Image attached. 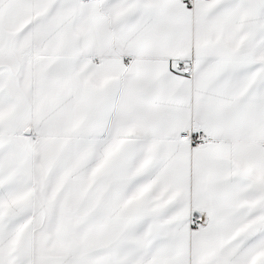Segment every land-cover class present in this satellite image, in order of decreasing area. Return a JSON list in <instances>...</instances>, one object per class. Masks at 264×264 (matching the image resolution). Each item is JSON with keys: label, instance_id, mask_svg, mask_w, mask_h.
I'll return each mask as SVG.
<instances>
[{"label": "snow or ice", "instance_id": "1", "mask_svg": "<svg viewBox=\"0 0 264 264\" xmlns=\"http://www.w3.org/2000/svg\"><path fill=\"white\" fill-rule=\"evenodd\" d=\"M0 264H264V0H0Z\"/></svg>", "mask_w": 264, "mask_h": 264}]
</instances>
